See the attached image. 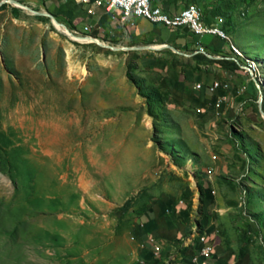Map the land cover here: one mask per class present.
I'll return each instance as SVG.
<instances>
[{
	"label": "rangeland",
	"instance_id": "1",
	"mask_svg": "<svg viewBox=\"0 0 264 264\" xmlns=\"http://www.w3.org/2000/svg\"><path fill=\"white\" fill-rule=\"evenodd\" d=\"M224 31L254 69L233 76L210 143L195 111L158 95L138 52L0 8V264H135L140 213L168 196L197 203L208 176L197 167L224 179L229 229L264 264V0H224ZM242 77L257 91L237 93Z\"/></svg>",
	"mask_w": 264,
	"mask_h": 264
},
{
	"label": "crops",
	"instance_id": "2",
	"mask_svg": "<svg viewBox=\"0 0 264 264\" xmlns=\"http://www.w3.org/2000/svg\"><path fill=\"white\" fill-rule=\"evenodd\" d=\"M93 2L90 0L85 6L78 0H0V6L28 8L52 17L69 33L87 41L83 43L103 52H138L137 66L159 75L157 93L166 95V100L174 106L195 111L196 120L211 128L210 134L206 133L210 143L221 140L216 131L218 116L224 115V97L233 92L231 81L239 73L233 64L234 56L228 51L230 44L224 42L227 40L222 41L216 35L196 37L187 27L169 28L138 16L124 19L119 9L107 10ZM156 5L170 15L197 7L202 13L203 26L224 30V0H174ZM88 8L92 9L91 14ZM243 78L241 81L249 94L252 82ZM213 84H217L215 89ZM194 156L200 158L196 152ZM196 169L198 176L208 174L205 182L199 183L197 203L168 196L153 200L140 213L135 231L138 241L135 264H190L200 246L208 244L212 247L208 264H259L254 252L250 248L246 250L242 228L235 225L233 232L229 229V222L234 220L230 221L228 208H224V179L213 182L209 171ZM219 174L224 175L222 168ZM155 246L159 248L157 254H154Z\"/></svg>",
	"mask_w": 264,
	"mask_h": 264
},
{
	"label": "built area",
	"instance_id": "3",
	"mask_svg": "<svg viewBox=\"0 0 264 264\" xmlns=\"http://www.w3.org/2000/svg\"><path fill=\"white\" fill-rule=\"evenodd\" d=\"M81 4L87 6L90 3V0H78ZM170 2V0H164ZM146 3H153L154 4V12H151V17H144V10H146ZM93 4L98 7H104L107 10L110 9H119L122 17L124 19L128 18L129 16H138L145 18L146 20L150 21L151 23H157L165 26V23L161 20L160 17L157 16V8L156 3L153 0H94ZM87 12L91 14L93 11L91 8L87 9ZM172 16H187V23L183 25V27H187L191 34L196 37H201L203 35H211L212 33H218L221 31L220 27L215 31H210V33H201L198 29V21H204L202 15L199 14L198 9L197 11H185L181 9L178 13L172 14ZM216 19V18H215ZM166 27V26H165ZM223 41V39H221ZM198 51H203V49L198 46ZM238 69L242 70L245 74L250 75V70L247 67H242L237 60L235 59ZM252 79V78H251ZM196 89L199 88V85L195 86ZM212 89H215L214 84ZM245 90V86L242 89L238 90L237 93H241ZM212 247L210 244L205 246H200L198 253L195 256V259L199 260H208L209 255L211 254Z\"/></svg>",
	"mask_w": 264,
	"mask_h": 264
},
{
	"label": "bare ground",
	"instance_id": "4",
	"mask_svg": "<svg viewBox=\"0 0 264 264\" xmlns=\"http://www.w3.org/2000/svg\"><path fill=\"white\" fill-rule=\"evenodd\" d=\"M163 1L164 0H153L154 3L163 2ZM170 1H174V0H170ZM156 8H157V16L161 18V20L165 23L166 27L178 28V27H181L187 23V16H172L170 14L163 12V10L158 5H156ZM197 9H198L197 7L191 6V7L185 8V11H197ZM151 12H154V4L153 3H146V10H144V17H151ZM198 12L200 15H202V13L199 9H198ZM198 29H199V32H201V33H210V31L217 30L218 27L203 26L201 21H198ZM212 35H216L219 38L224 39V40H229L228 33L225 32L223 29H221V31H219L218 33H212ZM230 49L233 52V54L235 55V57L239 58V60L238 59L237 60L240 61V63L239 62L238 63L241 65L242 61L240 59L242 57V54L240 53V51L232 43H230ZM70 52H71L70 49H68L66 54H67V59H68V71L70 72V74H72L73 72H75L76 67L70 61V56H71ZM241 66L247 67L250 70V74H251V70L254 69L249 65H246V66L241 65ZM80 71L82 73L86 72L85 69H83V68H81ZM214 86H217V84H214ZM158 251H159V248L157 246H155L154 247V254H157ZM209 257H210V255H209ZM190 264H208V260L195 259V256H194L191 258Z\"/></svg>",
	"mask_w": 264,
	"mask_h": 264
},
{
	"label": "trees",
	"instance_id": "5",
	"mask_svg": "<svg viewBox=\"0 0 264 264\" xmlns=\"http://www.w3.org/2000/svg\"><path fill=\"white\" fill-rule=\"evenodd\" d=\"M1 7H3V6H0V8H1ZM54 17H55V16H54ZM233 64H234L235 68L238 69L237 64H236V63H233ZM254 90L257 91V88L254 86V84H253V82H252V88H250L248 91H249V92H252V91H254ZM158 95H159L160 97H162V98H164V97L166 96V95H162V96H161V94H159V93H158ZM173 101H174V100H173ZM173 101H172V102H173ZM173 103L176 104L175 102H173ZM199 188H200V187H199ZM200 190H201V188H200ZM188 196H189V194H188V195L186 194L185 199H187ZM133 203H134V202H133V199H129V200H127V201L124 203V205L122 206L121 210H122V211H126V210H128L130 207L133 206ZM167 203H168V202L165 203V205H164L165 207H166V204H167ZM173 206H174V204H172V207H173ZM160 207H161V206H160ZM147 208H148V207L145 206V208L142 210V212H143V211H146ZM187 209H189V205H188ZM164 211L167 212V211H168V208L166 207ZM135 231H136V229H135Z\"/></svg>",
	"mask_w": 264,
	"mask_h": 264
},
{
	"label": "water",
	"instance_id": "6",
	"mask_svg": "<svg viewBox=\"0 0 264 264\" xmlns=\"http://www.w3.org/2000/svg\"><path fill=\"white\" fill-rule=\"evenodd\" d=\"M51 20L54 21V22H56L52 17H51ZM56 23H57V22H56Z\"/></svg>",
	"mask_w": 264,
	"mask_h": 264
}]
</instances>
